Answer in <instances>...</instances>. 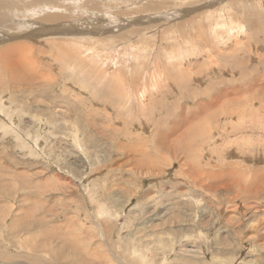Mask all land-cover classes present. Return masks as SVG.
Listing matches in <instances>:
<instances>
[{
  "label": "rangeland",
  "instance_id": "rangeland-1",
  "mask_svg": "<svg viewBox=\"0 0 264 264\" xmlns=\"http://www.w3.org/2000/svg\"><path fill=\"white\" fill-rule=\"evenodd\" d=\"M0 264H264V0H0Z\"/></svg>",
  "mask_w": 264,
  "mask_h": 264
},
{
  "label": "bare ground",
  "instance_id": "bare-ground-1",
  "mask_svg": "<svg viewBox=\"0 0 264 264\" xmlns=\"http://www.w3.org/2000/svg\"><path fill=\"white\" fill-rule=\"evenodd\" d=\"M72 26V25H71ZM75 26V25H74ZM76 28V27H75ZM243 30V29H242ZM242 34V33H241ZM62 42V41H61ZM195 42V41H194ZM183 48V47H182ZM88 49V48H87ZM96 49V48H95ZM181 59H182V57H181ZM65 60V59H64ZM156 80V79H155ZM158 80V79H157ZM161 80V79H160ZM153 83V82H152ZM158 83H159V81H158ZM154 85V84H153ZM151 86V85H150ZM155 86V85H154ZM157 87H158V85H156ZM160 88V87H159ZM225 90V89H224ZM151 93H153V91L151 92ZM155 93V92H154ZM153 93V94H154ZM157 94H159V92L157 93ZM141 95V94H140ZM121 96V95H120ZM141 97V96H140ZM145 97H146V95H145ZM145 97L143 96L142 98H143V100L145 99ZM147 100V99H146ZM145 100V101H146ZM105 101V100H104ZM247 101H249V100H246L245 102H247ZM108 102V101H107ZM251 102V101H250ZM146 104V103H145ZM252 104V103H251ZM241 106V105H240ZM240 106H238V108L237 109H234L233 111L235 112V114L238 116V114L240 113V116H238V117H241V118H245V117H247V114H245L244 112H243V107H240ZM143 106H141V108H142ZM248 107V106H247ZM140 108V107H139ZM255 108V107H254ZM246 110V109H245ZM255 110L256 111H258V110H260V112H261V108H259V107H256L255 108ZM242 112H243V114H242ZM251 113H253V110L251 111ZM253 116L255 115V114H252ZM231 117V116H230ZM231 119L232 120H235L236 118L235 117H231ZM228 120H230V119H228ZM260 120H263V118L262 119H260ZM242 122V121H241ZM246 124V121H244V125ZM244 130V128H242V131ZM229 131V130H228ZM241 134H244L243 132L241 133ZM235 136V135H234ZM141 147V146H140ZM131 152V151H130ZM143 156V155H142ZM150 159V158H149ZM139 160V159H138ZM141 162V161H140ZM144 163V162H143ZM189 165V164H188ZM191 165H194V164H191ZM193 167V166H192ZM192 167H191V169H192ZM126 174V173H125ZM217 175H219V174H217ZM211 177V176H210ZM209 181V180H208ZM117 185V184H116Z\"/></svg>",
  "mask_w": 264,
  "mask_h": 264
}]
</instances>
